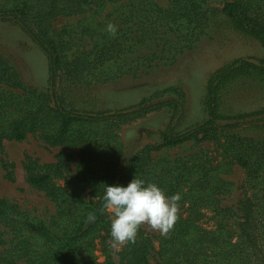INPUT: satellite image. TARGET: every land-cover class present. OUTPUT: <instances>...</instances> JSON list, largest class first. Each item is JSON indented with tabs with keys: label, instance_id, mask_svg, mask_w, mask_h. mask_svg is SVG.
Wrapping results in <instances>:
<instances>
[{
	"label": "trees",
	"instance_id": "16d2710c",
	"mask_svg": "<svg viewBox=\"0 0 264 264\" xmlns=\"http://www.w3.org/2000/svg\"><path fill=\"white\" fill-rule=\"evenodd\" d=\"M93 1L0 0V21L22 28L48 61L47 86L40 89L19 81L16 70L0 57V150L4 141L22 142L30 135H38L49 147L62 148L55 162L41 164L29 158L24 166L29 185L58 208L50 222L34 221L9 199L0 197V222L6 228L4 234L11 235L10 241L0 242V264H150L155 239L159 240L160 264H264V146L235 133L264 130V108L235 115L221 111L223 91L231 82L264 75V56L235 59L214 71L202 102L205 119L182 131L173 126L183 114L182 101L160 100L168 93L181 95L176 88L126 109L87 110L67 96V83L80 78L66 60L69 42L63 37L65 31L56 32L53 21L83 14ZM96 1L103 6L120 0ZM262 1L225 0L219 7H200L198 11L191 3L180 8V14L187 26L189 21L204 30L214 23L259 41L264 49ZM144 4L158 17L173 15L153 0ZM154 27L155 23L149 29L156 33ZM143 34L136 43L144 42ZM116 42L121 46L110 43L101 52L102 63L123 53L122 42ZM172 51L169 46L159 47L152 50L149 60L159 53L169 58ZM164 108L172 110L173 117L161 132V143L130 152L122 141L121 127ZM207 141L213 142L212 150L174 159L153 155L188 142ZM235 165L244 169L248 188L260 193L240 201L236 211L222 205L231 184L225 176ZM6 168L11 176L13 164ZM135 174L157 183L169 196L180 193L178 218L159 237L147 233L142 224L134 242L114 249L109 214L101 210L104 184L126 185ZM90 213L96 216L93 222L87 219ZM100 257L104 260L98 261Z\"/></svg>",
	"mask_w": 264,
	"mask_h": 264
},
{
	"label": "rangeland",
	"instance_id": "374dc122",
	"mask_svg": "<svg viewBox=\"0 0 264 264\" xmlns=\"http://www.w3.org/2000/svg\"><path fill=\"white\" fill-rule=\"evenodd\" d=\"M145 1L120 0L106 2L102 6L95 0L83 14L59 16L53 21L56 32L65 31L62 32L63 37L69 42L65 51L66 60L71 62L80 78L67 83V96L87 110L115 111L138 105L158 92L176 88L181 95L168 93L160 100L176 98L182 101L183 114L173 124L178 131H182L205 119L202 102L210 75L235 59L262 58L264 49L259 41L232 29L215 27L214 23L203 27L204 30H198L196 24H189V21L187 26V21L180 14V8L190 7L191 3L198 11L200 7L203 10L219 7L225 0H185L180 3L176 0H153L157 7L173 12L168 18L158 17L152 9L148 10ZM262 3L264 5V0ZM192 21H195L194 17ZM109 22L117 25L115 35L107 31ZM153 23L156 33L149 29ZM144 32V42L136 43ZM116 41L122 42L123 53L102 63L101 52L110 43L121 46ZM165 42L169 45H164ZM166 46L173 50L169 58L159 53L155 59L149 60V57L153 58L152 50L159 47L164 50ZM0 57L16 70L19 81L40 89L47 86L48 61L45 54L22 28L13 23L0 21ZM15 90L20 92L19 88ZM263 108L264 75L237 78L223 91L221 111L225 115L260 112ZM172 117V110L164 108L125 124L120 130L122 141L130 152L147 145H158L161 143V132ZM235 133L255 140L258 146H264V130L248 129ZM213 148L212 141L200 144L188 142L162 149L153 155L156 159H174ZM61 150V147L45 145L38 135H30L22 142L4 141L0 150V197L16 204L32 220L50 222L58 208L43 192L29 185L24 166L29 158L37 159L41 164L55 162ZM6 164H13L11 176ZM232 169L225 176L231 184L222 205L236 211L240 201L259 191L248 188L243 168L235 165ZM230 222H235V219ZM143 227L152 236L162 235L147 223ZM5 232L6 228L0 222V242L2 239L10 241L11 235L6 236ZM154 245L150 264H160L156 253L158 239H155ZM96 255L99 256L100 252ZM103 260V257L98 259Z\"/></svg>",
	"mask_w": 264,
	"mask_h": 264
},
{
	"label": "clouds",
	"instance_id": "9594fccd",
	"mask_svg": "<svg viewBox=\"0 0 264 264\" xmlns=\"http://www.w3.org/2000/svg\"><path fill=\"white\" fill-rule=\"evenodd\" d=\"M112 35L117 25L107 24ZM102 211L109 214L111 246L119 248L134 242L140 226L144 223L154 230L167 234L178 218L180 193L167 195L155 182L137 176L126 184H104ZM89 222L96 219L94 213L87 217Z\"/></svg>",
	"mask_w": 264,
	"mask_h": 264
}]
</instances>
